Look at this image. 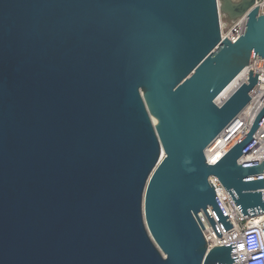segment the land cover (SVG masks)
<instances>
[{"label": "water", "instance_id": "water-1", "mask_svg": "<svg viewBox=\"0 0 264 264\" xmlns=\"http://www.w3.org/2000/svg\"><path fill=\"white\" fill-rule=\"evenodd\" d=\"M256 58L258 7L233 42L218 0H0V264L238 262L205 239L233 228L209 178L264 213V161L239 163L264 107L216 164L205 150L254 96L250 71L215 103Z\"/></svg>", "mask_w": 264, "mask_h": 264}, {"label": "built area", "instance_id": "built-area-1", "mask_svg": "<svg viewBox=\"0 0 264 264\" xmlns=\"http://www.w3.org/2000/svg\"><path fill=\"white\" fill-rule=\"evenodd\" d=\"M257 7L259 15L264 14V0H255L244 14L233 20V26L226 34L221 30L222 37L235 42L244 33L249 12ZM250 71L259 75L258 83L253 89L254 96L237 119L206 148L205 156L209 164H216L247 134L256 116L264 107V59L258 58L251 60L250 64L215 99V103L221 106L239 87L247 83ZM254 140L256 142L239 159L240 164L261 163L264 161V121L255 133ZM261 176H264V171ZM209 181L215 187L219 201L233 228L224 232L218 224L222 233V236L218 237L208 223V228L204 230L208 247L232 244V247L236 246L237 251L232 253V256L238 257V262L233 264H264V226L258 225L264 222V213L251 217L243 216L219 180L211 176ZM209 213L211 214L210 208Z\"/></svg>", "mask_w": 264, "mask_h": 264}, {"label": "rangeland", "instance_id": "rangeland-1", "mask_svg": "<svg viewBox=\"0 0 264 264\" xmlns=\"http://www.w3.org/2000/svg\"><path fill=\"white\" fill-rule=\"evenodd\" d=\"M234 3L240 2V0H232ZM219 3V12H220V24L221 30L226 34L233 26V20L228 17L224 12L221 10L222 0H218Z\"/></svg>", "mask_w": 264, "mask_h": 264}]
</instances>
